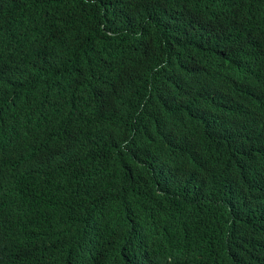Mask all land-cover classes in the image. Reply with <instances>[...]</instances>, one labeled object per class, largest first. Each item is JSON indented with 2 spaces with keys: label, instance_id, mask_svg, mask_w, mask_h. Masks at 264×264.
<instances>
[{
  "label": "trees",
  "instance_id": "1",
  "mask_svg": "<svg viewBox=\"0 0 264 264\" xmlns=\"http://www.w3.org/2000/svg\"><path fill=\"white\" fill-rule=\"evenodd\" d=\"M0 264H264V0H0Z\"/></svg>",
  "mask_w": 264,
  "mask_h": 264
}]
</instances>
